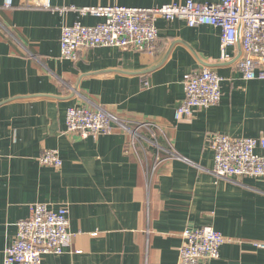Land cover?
Here are the masks:
<instances>
[{
    "label": "crops",
    "instance_id": "obj_1",
    "mask_svg": "<svg viewBox=\"0 0 264 264\" xmlns=\"http://www.w3.org/2000/svg\"><path fill=\"white\" fill-rule=\"evenodd\" d=\"M186 0H51L56 8H154ZM216 3L220 0H193ZM0 0V264L16 223L35 204L68 212L70 236L61 255L42 264H177L182 232L212 227L225 239L206 264H264V181L218 178L211 140L264 137V81H246L236 68L240 45L221 60L220 30L158 20L152 52L96 47L75 61L61 58L64 26L101 22L75 12L32 9L34 0ZM210 69L222 78L216 106L174 120L188 76ZM103 110L137 126H155L160 163L150 181L155 152L137 155L118 128L85 139L67 134L68 108ZM148 136L145 128L140 129ZM149 137H147L148 139ZM44 150H57L60 169L41 166ZM169 151V152H168ZM170 153L177 157L168 158ZM259 155L262 151L257 150ZM171 155V154H170Z\"/></svg>",
    "mask_w": 264,
    "mask_h": 264
},
{
    "label": "built area",
    "instance_id": "obj_2",
    "mask_svg": "<svg viewBox=\"0 0 264 264\" xmlns=\"http://www.w3.org/2000/svg\"><path fill=\"white\" fill-rule=\"evenodd\" d=\"M32 9L47 12H75L81 17L91 16L101 22L84 26L75 22L61 30L59 50L62 59L75 61L81 50L96 47L152 52L158 37L156 22L181 20L189 28L210 26L220 30L221 60H229L228 47L240 45L242 57L236 68L246 81H264V0H220L216 3H171L154 8L136 7H85L56 8L51 0H34ZM3 9H13L12 0H4ZM222 78L210 69L191 73L184 82V98L174 112V120L190 118L196 110L216 106L221 98ZM67 134L82 139L108 134L113 128L129 136L130 150H137L145 143L152 147L155 158L152 166L146 167V180L150 183L160 163L163 150L160 138L167 150L172 146L165 133L149 124L129 125L103 110L87 107H71L66 110ZM145 128L148 136L139 131ZM147 137H149L147 139ZM213 151L212 173L218 178H252L264 180V137L258 139H231L216 135L211 140ZM262 151V155L257 154ZM168 151V152H169ZM171 154V155H170ZM168 158L177 157L170 153ZM41 166L53 169L62 167L57 150H44L38 157ZM13 242L4 251L3 264H42L47 254L61 255L70 236L68 212L65 208L51 210L46 204H35L27 219L16 223ZM182 245L178 250L177 264H206L217 260L224 237L212 227L185 229ZM264 250V243H253Z\"/></svg>",
    "mask_w": 264,
    "mask_h": 264
},
{
    "label": "rangeland",
    "instance_id": "obj_3",
    "mask_svg": "<svg viewBox=\"0 0 264 264\" xmlns=\"http://www.w3.org/2000/svg\"><path fill=\"white\" fill-rule=\"evenodd\" d=\"M258 154V153H257ZM259 155V154H258ZM244 178V177H243ZM245 178H247V177H245ZM260 180H262V179H260ZM262 181H264V180H262Z\"/></svg>",
    "mask_w": 264,
    "mask_h": 264
}]
</instances>
